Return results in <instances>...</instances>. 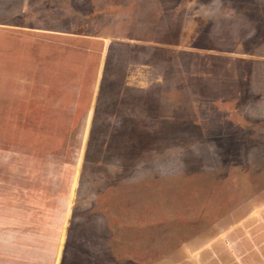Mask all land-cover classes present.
<instances>
[{
	"label": "rangeland",
	"instance_id": "1",
	"mask_svg": "<svg viewBox=\"0 0 264 264\" xmlns=\"http://www.w3.org/2000/svg\"><path fill=\"white\" fill-rule=\"evenodd\" d=\"M42 1L0 20V264H264V0Z\"/></svg>",
	"mask_w": 264,
	"mask_h": 264
},
{
	"label": "crops",
	"instance_id": "2",
	"mask_svg": "<svg viewBox=\"0 0 264 264\" xmlns=\"http://www.w3.org/2000/svg\"><path fill=\"white\" fill-rule=\"evenodd\" d=\"M44 1H42V2H44ZM30 2H31V0H0V20L2 21L3 19H9V18L10 19L28 18L26 8L30 7ZM37 2H41V0H37ZM39 8H41V7H39ZM29 18H30V16H29ZM1 26H5V25L0 23V29H3V28H1ZM8 26H11V25H8ZM236 78H237L238 84H239V82L244 81V80H242V78H239L238 76ZM196 82H197V80H196ZM158 88H160V86H158ZM206 90H210V89L206 86ZM155 93H157V92L155 91ZM159 95L160 94H158V96ZM263 95H264V92L261 94V98L263 97ZM161 96L165 97L164 95H160V97ZM195 97L201 98V99L202 98H204V99L211 98V97H208V92H207L206 96H203L201 94H197ZM256 98H260L259 95Z\"/></svg>",
	"mask_w": 264,
	"mask_h": 264
}]
</instances>
